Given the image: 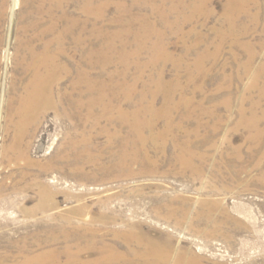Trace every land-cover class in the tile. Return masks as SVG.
<instances>
[{
    "label": "rangeland",
    "instance_id": "1",
    "mask_svg": "<svg viewBox=\"0 0 264 264\" xmlns=\"http://www.w3.org/2000/svg\"><path fill=\"white\" fill-rule=\"evenodd\" d=\"M87 1L0 0V264L40 253L38 264H128V251L140 247L116 233L130 223L169 239L189 264H264V0H93L90 15ZM62 34V91L78 96L70 84L83 71L124 108L154 99L160 110L170 101L169 118L155 123L158 133L170 120L168 154L150 152L161 157L155 172L112 167L132 136L116 112L93 124L84 108L59 117L46 107L7 149L30 77L29 47ZM84 134L97 164L69 162L70 142ZM176 141L189 145L202 175L174 162ZM43 181L55 206L33 209ZM168 199L186 201L188 214L170 215L160 207ZM100 213L106 222L92 220ZM110 249L122 257L96 261Z\"/></svg>",
    "mask_w": 264,
    "mask_h": 264
},
{
    "label": "bare ground",
    "instance_id": "2",
    "mask_svg": "<svg viewBox=\"0 0 264 264\" xmlns=\"http://www.w3.org/2000/svg\"><path fill=\"white\" fill-rule=\"evenodd\" d=\"M92 4L93 0H88L87 3L82 6L85 14L88 13V15H90L94 13ZM77 21L78 19L75 18L74 22ZM70 26H72V24H70ZM64 38V34L58 35L53 39L44 40L42 46L39 48L35 46L29 47V60L25 62L24 67L26 70L30 71V77L25 84L23 93L18 98V104L14 111L17 116L15 122L17 133L13 143L9 145L7 149L19 145L27 125L31 124L34 117L38 113L44 111L46 107H53L56 115L59 117L78 114L80 109L84 108L86 110L84 115L85 120L92 121L93 124H96L100 117L107 116V118H110V115L116 112L122 122L128 123L132 136L123 139L112 167L120 173H125L123 170L126 166L129 167V165L138 164L140 165V171L149 173L155 172L158 160L161 157L154 158L150 156V152L155 151L165 157L168 154V147L163 139H165V132L170 128V120L166 123L165 130L158 133L154 132L155 123L157 118L161 115H165L169 118L170 101L167 100L165 106L160 110L155 109L154 99H152L147 106L135 105L131 109L124 108L125 106L114 103L117 99L116 95L109 94L110 96L106 97V93L103 91L106 89V85L103 84L104 86L97 87L96 91V82L94 80L90 78L89 80H83V76H85L83 71L81 72L83 76L80 75L78 79L73 80L70 84L72 90L76 89L79 91L78 96H73L70 91H62V89L58 88V74L59 70L65 67L63 63L59 62L60 58H58V56L62 54V47L60 46H62ZM52 42L57 43V49L53 51L50 48ZM75 42H80L78 37H75ZM107 51L108 50L105 49L100 51L102 53L92 51L90 56L92 57L93 54L97 55L100 53L105 56V62L109 63L108 61L111 59ZM254 58L255 52L252 51L249 55L248 64L252 63ZM91 62L94 64V60ZM262 69H264L262 66L258 68V70ZM66 93H68V96ZM98 107L101 111L99 116L95 115V110ZM254 122H256V119ZM146 132L147 134H145ZM111 138H113V135L109 134V140H111ZM171 153L174 155L172 159L175 163L179 164L181 170H183V168H189L195 176L203 174V165L195 164L194 152L190 149L188 144H180L176 141ZM70 156H72V158H68L69 162L80 164V166L85 163L97 164L99 162V157L92 154L91 136L86 134L82 135L81 139H74L70 142ZM64 159L66 158L64 157ZM60 160L63 161L62 159ZM39 187V199L33 209L45 210L55 206L53 200L54 193L48 183L43 181L40 183ZM185 202L186 201H182L180 206H175L174 201L168 199L167 202L160 207L165 208L170 215L176 213L179 209L183 215H186L189 211L184 207ZM92 220L106 222V215L100 213L98 217H94ZM136 227L137 225L135 223H130L127 232L122 233L119 231L116 233L122 236L125 241L136 242L140 247L139 249H131L128 251L126 255L127 258L129 256L127 260L128 264H137V260H140L141 264H168L170 262H173V264H189L183 252L174 251V245L169 239H166L164 242L161 240L160 242L157 238L148 235V233H138L134 230ZM44 255V253H40L29 256L25 259L24 264H38V262L43 259ZM120 257L122 256H120L118 252L110 249L108 253L103 252L100 254L96 261L112 263L118 261Z\"/></svg>",
    "mask_w": 264,
    "mask_h": 264
}]
</instances>
